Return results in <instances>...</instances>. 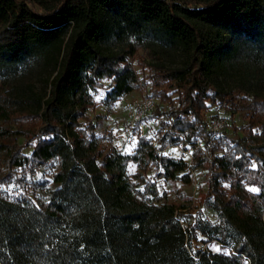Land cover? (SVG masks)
<instances>
[{"label": "trees", "instance_id": "1", "mask_svg": "<svg viewBox=\"0 0 264 264\" xmlns=\"http://www.w3.org/2000/svg\"><path fill=\"white\" fill-rule=\"evenodd\" d=\"M152 42L182 53L179 68L152 67L155 94L170 99L176 87L182 102L160 122L159 146L142 136L133 155L105 154L95 125L80 122L92 106L84 88L110 81L107 106L139 89L129 58ZM235 75L241 100L215 87ZM208 103L247 112V134L213 139ZM0 121L21 125H0V142L19 135L32 148L26 156V146H0V186H25L27 174L57 166L48 201L0 190V264H264V0H0ZM180 144L192 145L193 166L163 154ZM190 167L207 170L204 197L217 223L185 227V208L146 176L153 169L174 187L189 185L191 175L180 174ZM198 233L206 249L193 254Z\"/></svg>", "mask_w": 264, "mask_h": 264}, {"label": "rangeland", "instance_id": "2", "mask_svg": "<svg viewBox=\"0 0 264 264\" xmlns=\"http://www.w3.org/2000/svg\"><path fill=\"white\" fill-rule=\"evenodd\" d=\"M118 46V44L111 43V47L114 49H117ZM129 62L138 76L140 87L124 96L113 106L105 104L106 93L111 84L110 81H103L102 87L86 85L84 88L85 100L90 102L92 106L86 113V119H82L80 122L83 124V129H86L90 123L95 125L93 134L99 141V148L105 154L109 153L113 147L123 155H133L142 136L151 138L159 146L158 140L162 136L160 122L166 120L165 113L168 110L173 107L177 109L182 102L176 87L168 92L167 96L170 99L164 100V98L157 96L152 79L154 74L152 67L155 65L163 64L168 68L181 67L183 57L180 51L173 48H164L160 44L152 42L145 47L139 48L138 52L129 58ZM35 80L37 90L48 96L51 87L46 88L45 82L40 78ZM240 80V75L220 77L215 80V87L217 90L233 92L241 100L245 94L240 92V86H238ZM252 89V91L255 90L254 87ZM247 98L251 99L250 96ZM208 105L209 109L202 114L213 139L221 137L225 140H238L247 134L245 128L250 124L247 112L233 113L229 106L217 108L211 106L210 103ZM0 125L11 128L14 132L19 131L21 127L19 122L5 123L0 121ZM24 125L29 128L31 122L26 121ZM141 125H144V127L142 128ZM90 135V131L85 133V145L91 142ZM27 144L29 143L26 138L19 135L13 136L5 143L0 142V146H26L23 153L26 156H31L32 148L28 147ZM200 147H203L202 143H200ZM2 150L0 149V174L7 169L6 156ZM223 151L214 153V156L222 155ZM191 153V144L169 146L163 152L165 156L176 160H184L190 166H193ZM207 153L211 156L210 152ZM47 155L48 153L46 157H49ZM56 170V165H44L36 174H27L25 186L12 183L10 185H1L0 190L12 198H16L22 193H27L34 200L48 201L54 189L53 175ZM128 172L132 177V181L140 189H143V184H139V180L136 177L140 173V168L136 164H130ZM20 174L23 176V173H19V177ZM157 174L156 171L150 169L146 176L156 182L160 195L166 194L165 198L170 204H177L185 208L183 209L185 218L182 221L185 227L199 220H210L212 223L218 222V217L212 209V200L204 197L208 192V174L206 169L192 170V167H190L180 175L190 174L191 183L187 185L182 181H178L176 187L164 178L158 177ZM34 183L38 184L39 187L37 189L30 186ZM247 189L253 193H258V189L255 187L248 186ZM202 240L203 237L198 233L196 239L192 242V247H190L193 254L206 249ZM213 249L217 251L218 248L213 247Z\"/></svg>", "mask_w": 264, "mask_h": 264}, {"label": "built area", "instance_id": "3", "mask_svg": "<svg viewBox=\"0 0 264 264\" xmlns=\"http://www.w3.org/2000/svg\"><path fill=\"white\" fill-rule=\"evenodd\" d=\"M141 127L143 128V127H144V125H141Z\"/></svg>", "mask_w": 264, "mask_h": 264}, {"label": "snow or ice", "instance_id": "4", "mask_svg": "<svg viewBox=\"0 0 264 264\" xmlns=\"http://www.w3.org/2000/svg\"><path fill=\"white\" fill-rule=\"evenodd\" d=\"M217 251H219V249H217Z\"/></svg>", "mask_w": 264, "mask_h": 264}]
</instances>
